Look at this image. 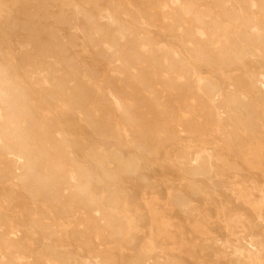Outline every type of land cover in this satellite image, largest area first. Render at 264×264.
I'll list each match as a JSON object with an SVG mask.
<instances>
[{
	"label": "rangeland",
	"instance_id": "rangeland-1",
	"mask_svg": "<svg viewBox=\"0 0 264 264\" xmlns=\"http://www.w3.org/2000/svg\"><path fill=\"white\" fill-rule=\"evenodd\" d=\"M262 39L264 0H0V264H264Z\"/></svg>",
	"mask_w": 264,
	"mask_h": 264
},
{
	"label": "bare ground",
	"instance_id": "bare-ground-1",
	"mask_svg": "<svg viewBox=\"0 0 264 264\" xmlns=\"http://www.w3.org/2000/svg\"><path fill=\"white\" fill-rule=\"evenodd\" d=\"M84 1V0H83ZM193 7V6H192ZM206 15V14H205ZM210 15V14H209ZM207 16V15H206ZM168 25V24H167ZM171 26V25H170ZM169 31V30H168ZM190 34V33H189ZM242 34V33H241ZM252 39H254V37L252 38ZM256 39V38H255ZM254 39V40H255ZM259 38H257V40H258ZM257 43H258V41H256ZM253 43V42H252ZM261 43H262V48H263V50H264V40L262 39V41H261ZM230 44V43H229ZM258 45V44H257ZM231 46V45H230ZM233 46V45H232ZM244 47V46H243ZM243 47H241L242 49H243ZM230 49H231V47H229ZM228 48V49H229ZM261 48V47H260ZM228 49H226V50H228ZM229 49V50H230ZM228 50V51H229ZM233 50V49H232ZM240 50V49H239ZM255 50V49H254ZM195 51V50H194ZM237 51V50H236ZM258 51H259V49H258ZM196 52V51H195ZM198 52H200V51H198ZM202 52V51H201ZM227 52V51H226ZM237 52H239V51H237ZM244 52V51H243ZM247 52V51H246ZM245 52V53H246ZM257 52V51H256ZM219 53H221V52H219ZM240 53V52H239ZM260 53V52H259ZM197 54H200V53H197ZM222 54V53H221ZM231 54H232V52H231ZM235 54H238V53H236L235 52ZM234 54V55H235ZM243 54V53H242ZM239 55V54H238ZM195 56H197L196 55V53H195ZM205 56V54L203 55V57ZM236 56V55H235ZM198 58V57H197ZM202 58V57H201ZM205 58V57H204ZM177 62V61H176ZM181 62H179V64H180ZM173 64H171V67L169 68V70L171 71H173L174 69H178V68H180V67H182L181 65H182V63L180 64V65H178V67L177 66H175L176 68H174L173 66H172ZM167 67V66H166ZM172 73V72H171ZM175 74V73H174ZM176 76V75H175ZM145 77V76H144ZM177 77V76H176ZM173 78H175V77H173ZM176 79V78H175ZM198 80H200L201 81V79H198ZM196 81L194 84H193V86H190V87H187V90L185 91V93H184V95H188L189 97L191 96H194L195 95V97H192V98H196V97H198V100H197V107L199 108V109H203V107H212V105H211V101H210V97L208 96V94L206 93V91H205V89L201 86V83L199 82V81ZM171 82V81H170ZM175 84V83H174ZM181 84V83H180ZM165 85V84H164ZM182 85V84H181ZM181 85H177L176 84V87L179 89V90H181L182 91V87H181ZM184 85H186V84H184ZM167 86V85H166ZM81 89V88H80ZM84 89H86V88H84ZM169 89V88H168ZM173 89H174V87H173ZM209 91H211V89L209 90ZM180 93V92H179ZM88 94V93H87ZM86 94V95H87ZM67 97V96H66ZM144 100V99H143ZM137 101V100H136ZM149 101V100H148ZM230 101V100H229ZM147 102V101H146ZM140 104H142V103H140ZM152 103L150 104V105H148L150 108H152ZM207 105V106H206ZM12 117V116H11ZM201 119V118H200ZM198 117H196V118H194L193 120H191V121H182V127L183 128H185V130L186 129H196V128H199L200 127V125H204V127L205 126H207V124H208V122H207V120L205 119V120H200ZM225 123V122H224ZM229 124V123H228ZM231 124V123H230ZM39 125V124H38ZM158 124L156 123V126H157ZM216 125V124H215ZM153 126H155V124L153 125ZM178 126V125H177ZM232 126V125H231ZM158 127L159 128H161L162 127V125H158ZM203 127V128H204ZM233 127V126H232ZM201 131H203V130H201ZM205 132V131H204ZM203 132V133H204ZM225 132H226V130H225ZM240 135V134H239ZM192 136V135H191ZM217 139V138H216ZM144 141H145V139H144ZM229 141L230 142H232V143H237L238 142V135H237V133H235V131L233 130V129H231V128H229ZM229 143V142H228ZM220 144V143H219ZM226 144V143H225ZM238 145V144H237ZM144 145H142V147H143ZM231 147V146H230ZM229 149V148H228ZM200 156V155H199ZM202 156V155H201ZM216 156V155H215ZM197 157H198V155H197ZM196 158V157H195ZM202 158V157H201ZM207 158V157H206ZM210 159V158H209ZM194 160V159H193ZM207 160V159H206ZM199 161H201V160H199ZM203 161H204V159H203ZM195 163V162H194ZM206 163V162H205ZM210 163H212L211 162V160H210ZM196 164V163H195ZM199 164V163H198ZM207 164V163H206ZM233 164V163H232ZM235 165V164H234ZM197 166V165H196ZM207 166H208V164H207ZM186 167V166H185ZM199 167V166H198ZM210 167V166H209ZM232 168V167H231ZM235 168V167H234ZM197 169H199V168H197ZM187 170V169H186ZM236 170V169H235ZM240 170H241V168H240ZM234 171V170H233ZM201 173V172H200ZM49 183V182H48ZM46 185H47V183H45ZM44 185V184H43ZM45 186V185H44ZM45 189V188H44ZM76 194H74V196H75ZM114 198V197H113ZM80 201V200H79ZM49 225V224H48ZM95 225V224H94ZM10 244H12V243H10ZM97 256V255H96ZM102 259V258H101ZM105 260V259H104ZM139 260V259H138ZM62 263V262H61ZM79 263V262H78ZM111 263V262H110Z\"/></svg>",
	"mask_w": 264,
	"mask_h": 264
}]
</instances>
